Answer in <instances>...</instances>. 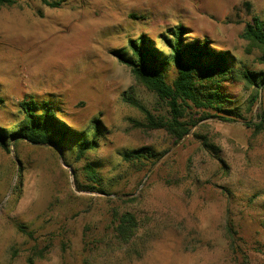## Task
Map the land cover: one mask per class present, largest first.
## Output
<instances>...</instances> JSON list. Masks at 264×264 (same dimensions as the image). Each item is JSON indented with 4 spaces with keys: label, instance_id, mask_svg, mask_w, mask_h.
<instances>
[{
    "label": "rangeland",
    "instance_id": "374dc122",
    "mask_svg": "<svg viewBox=\"0 0 264 264\" xmlns=\"http://www.w3.org/2000/svg\"><path fill=\"white\" fill-rule=\"evenodd\" d=\"M49 1L61 4L0 6V133L16 129L19 103L34 100L78 134L63 153L22 139L0 147V264H264V123L253 127L264 88L252 102L247 84L223 82L241 119L183 108L189 131L177 141L146 117L168 121L166 103L113 55L128 56V41L144 36L166 57L160 37L183 26L185 44L206 41L235 70L264 72L260 49L243 37L254 19L264 22V0H240L225 15L217 8L234 0ZM96 123L94 150L77 160L75 141ZM138 150L147 158L125 161ZM114 209L139 221L123 249L111 237Z\"/></svg>",
    "mask_w": 264,
    "mask_h": 264
},
{
    "label": "trees",
    "instance_id": "16d2710c",
    "mask_svg": "<svg viewBox=\"0 0 264 264\" xmlns=\"http://www.w3.org/2000/svg\"><path fill=\"white\" fill-rule=\"evenodd\" d=\"M21 1L24 0H0V6H12ZM41 2L48 8H58L61 4L59 1L41 0ZM185 34V27L176 26L160 37L168 48L166 57L149 46L150 41L144 36L139 37L138 40L128 41V56L122 52L113 53L119 63L130 69L136 82L166 103L170 112L168 121L155 122L148 114L146 117L151 127L166 130L177 141L189 131L185 124L179 121L183 117V108L200 112L202 119L216 118L224 122H235L241 119L240 113L227 107L230 101L221 91L223 82L230 83L237 79L247 84L254 90L252 102L257 100L259 92L264 88V72L247 69L237 71L229 65L225 54L211 50L206 41L185 44ZM243 37L260 49L261 56L258 61L264 64V22L254 19L253 25L246 26ZM170 66L175 69V78L169 83L167 71ZM131 103L140 107L134 101ZM18 106L22 119L16 125V129L6 134L0 133V147L5 152H9L7 139H15V141L22 139L34 145L56 147L63 153L65 142L75 137L72 135L78 134L56 119L53 108L48 103L27 100L22 101ZM259 120L258 125H253L256 132L262 129L264 123L262 114L259 115ZM246 124L250 126L249 123ZM98 137L99 127L96 123L89 139L74 140L77 147V160L94 150L95 140ZM203 144L212 148L207 143ZM145 158L147 155L141 150L132 151L124 156L125 161L130 162H138ZM84 169L90 181L97 183L101 191V179L96 170L91 165L85 166ZM111 216V237L117 247L123 249L133 239L138 230L139 221L131 212L118 209H114ZM226 232L231 238L234 230L230 220L227 221ZM29 264H31L30 260Z\"/></svg>",
    "mask_w": 264,
    "mask_h": 264
},
{
    "label": "crops",
    "instance_id": "0c3cea01",
    "mask_svg": "<svg viewBox=\"0 0 264 264\" xmlns=\"http://www.w3.org/2000/svg\"><path fill=\"white\" fill-rule=\"evenodd\" d=\"M240 0H234L232 4L227 5L225 8H220L224 7V5L221 3L217 9L219 14H227L229 12V9L232 8L234 5L238 4ZM184 8H187L186 6Z\"/></svg>",
    "mask_w": 264,
    "mask_h": 264
}]
</instances>
